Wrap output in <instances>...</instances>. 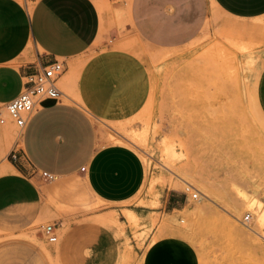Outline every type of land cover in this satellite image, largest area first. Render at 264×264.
<instances>
[{
	"label": "rangeland",
	"instance_id": "374dc122",
	"mask_svg": "<svg viewBox=\"0 0 264 264\" xmlns=\"http://www.w3.org/2000/svg\"><path fill=\"white\" fill-rule=\"evenodd\" d=\"M94 1L102 27L92 52L130 51L151 74V96L138 115L124 123L95 122L106 143L138 153L144 183L121 210L109 212L108 205L86 193L80 177L56 175L43 205L0 215V264H83L90 243L104 230L131 237L140 250L161 237H188L200 264H264V235L257 228L255 210L241 205L245 195L264 209V114L256 97L264 18L245 22L228 16L212 0H193L186 30L191 36L185 37L183 30L175 39L157 43L132 32L117 7L121 0H100L101 5ZM19 2L31 9L34 0ZM81 67L79 62L71 68L72 96L79 105ZM68 77L58 82L63 95L71 87ZM5 127L8 146L19 131L10 121ZM165 148L177 159L166 157ZM188 186L192 189L186 192ZM171 190L187 195L188 203L165 213L159 200ZM195 193L197 199L192 198ZM128 212L136 222L129 221ZM247 214L251 219L245 224ZM107 217L117 223L102 219ZM48 225H55L54 243L43 235ZM173 230L179 233L171 235Z\"/></svg>",
	"mask_w": 264,
	"mask_h": 264
},
{
	"label": "crops",
	"instance_id": "0c3cea01",
	"mask_svg": "<svg viewBox=\"0 0 264 264\" xmlns=\"http://www.w3.org/2000/svg\"><path fill=\"white\" fill-rule=\"evenodd\" d=\"M212 2L232 18L249 23L264 18V0ZM117 7L143 39L166 43L183 30L191 36L186 30L193 0H121ZM101 20L94 0H34L31 9L19 0H0V105L19 95L25 75L57 60L64 66L61 79L82 62L77 80L82 105L42 101L8 146V129L0 125V215L43 205L52 181L42 173L80 177L86 193L102 200L109 212L121 210L140 191L145 179L141 157L130 147L106 143L95 122L124 123L138 115L151 96L152 78L130 51L92 52ZM257 61L256 97L264 114V47ZM159 203L163 212L172 213L187 205L188 196L171 190ZM35 238L42 242L38 233ZM89 247L83 264H200L193 246L177 236L161 237L140 250L131 237L104 230Z\"/></svg>",
	"mask_w": 264,
	"mask_h": 264
},
{
	"label": "built area",
	"instance_id": "2783aa9c",
	"mask_svg": "<svg viewBox=\"0 0 264 264\" xmlns=\"http://www.w3.org/2000/svg\"><path fill=\"white\" fill-rule=\"evenodd\" d=\"M63 72V63L55 60L41 67L39 71L25 75L19 95L0 105V125H6L10 121L21 134L39 103L46 100L58 101L61 99L63 93L58 86V81ZM84 170L85 168L82 167L81 171ZM41 176L48 181L55 179L54 175L47 173H42ZM190 189L192 188L188 186L186 192ZM197 195V193L193 194L192 198L197 199ZM250 219L251 215L247 214L244 217L245 224ZM55 232V225H48L43 228V235L49 243L56 242L57 235Z\"/></svg>",
	"mask_w": 264,
	"mask_h": 264
},
{
	"label": "bare ground",
	"instance_id": "6f19581e",
	"mask_svg": "<svg viewBox=\"0 0 264 264\" xmlns=\"http://www.w3.org/2000/svg\"><path fill=\"white\" fill-rule=\"evenodd\" d=\"M98 1V3L101 5L102 3H101V1L100 0H97ZM230 38V37H229ZM231 39H233V38H231ZM244 48V47H243ZM162 58H164V60L167 58H165V57H162ZM251 59V58H250ZM160 62H162V61H160ZM68 75V74H67ZM65 79V78H64ZM75 79V73H74V71L71 69V71H70V73H69V77H68V83L70 84V86L71 87H69V94L67 93V92H65V93H67V94H65L64 93V97H66L67 99H69L68 101L70 102V100L71 101H73V102H75L76 104H78V102L75 100V99H73V80ZM64 82H66V81H64ZM66 84V83H65ZM75 84V83H74ZM64 97H62V98H64ZM77 100H79V99H77ZM76 111V110H75ZM261 113V112H260ZM262 114V113H261ZM259 116V115H258ZM71 117V116H70ZM57 119V118H56ZM67 120V119H66ZM58 128V127H57ZM63 129V128H62ZM52 130V129H51ZM48 133H50V132H48ZM55 135V134H54ZM58 135V134H57ZM56 136V135H55ZM4 139H5V137H4ZM20 139V138H19ZM9 145V144H8ZM165 150V154L167 155L166 157H168L169 159H171V160H175V159H177V155L175 154V152L172 150V149H170V148H165L164 149ZM6 170V169H5ZM4 170V171H5ZM3 171V170H2ZM109 178V177H108ZM107 178V179H108ZM111 179V178H110ZM95 181V180H94ZM181 181V180H180ZM107 182V181H106ZM120 182V181H119ZM183 182V181H182ZM186 182V181H185ZM107 185V184H106ZM102 186V185H101ZM105 186V185H104ZM189 186H190V184H189ZM111 188H112V186H111ZM98 189V188H97ZM101 190V189H100ZM100 190H98V191H100ZM205 191V190H204ZM208 193V192H207ZM210 193V192H209ZM203 194H205V193H203ZM202 194V195H203ZM209 195V194H208ZM206 195H204L203 197H205ZM207 198H208V196H206ZM212 198V197H211ZM210 198V199H211ZM97 201L98 202H102L103 203V201L102 200H100V199H97ZM255 201V200H254ZM240 202V201H239ZM238 205H240V203L238 204ZM241 205L244 207V208H246V209H250V210H252L253 211V209L255 210L254 211V214H255V218H256V221H257V228H259L260 230H261V232L263 233V235H264V209L260 206L261 204H256L255 202H253L251 199H249L247 196H245V195H242L241 196ZM230 207V206H229ZM129 211V210H128ZM127 216V215H126ZM128 218H129V221H131V222H136V216L133 214V213H131V212H128ZM239 218V217H238ZM102 219H104L106 222H108V221H111V222H113L114 224H116L117 223V220H116V218L115 217H107V218H102ZM236 219H237V217H236ZM169 221H171V220H169ZM174 222V221H173ZM240 222V221H239ZM169 223V222H168ZM170 223H172V222H170ZM175 223V222H174ZM152 224V223H151ZM134 225V224H133ZM172 229V228H171ZM250 230H251V232H254V233H256V234H258L256 231H255V229H253V228H249ZM148 230V229H147ZM170 229H168V231H169ZM178 232V231H177ZM177 232H175V230H173V231H170V234L172 235V234H175V233H177ZM189 232V231H188ZM145 233V232H144ZM166 233V232H165ZM164 233V234H165ZM179 233V232H178ZM142 234V233H141ZM169 234V233H168ZM188 234V233H187ZM192 234V233H191ZM147 236V235H146ZM164 236V235H163ZM178 236H181V235H179L178 234ZM184 237V236H183ZM261 237L262 238H264L262 235H261ZM185 239H188V237L186 238V237H184ZM190 238V237H189ZM184 239V240H185ZM125 241V240H124ZM154 242V241H153ZM191 243H194V241L193 242H191ZM196 244V243H195ZM142 260V259H141ZM141 260L139 261L140 263H141Z\"/></svg>",
	"mask_w": 264,
	"mask_h": 264
}]
</instances>
